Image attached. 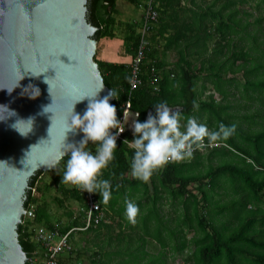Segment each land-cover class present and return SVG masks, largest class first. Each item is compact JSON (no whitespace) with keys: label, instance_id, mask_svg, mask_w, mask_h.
I'll return each mask as SVG.
<instances>
[{"label":"trees","instance_id":"trees-1","mask_svg":"<svg viewBox=\"0 0 264 264\" xmlns=\"http://www.w3.org/2000/svg\"><path fill=\"white\" fill-rule=\"evenodd\" d=\"M120 1L87 5L88 22L98 28L95 61L120 95L111 103L118 119L128 102L139 122L167 102L182 126L194 117L210 130L223 123L236 132L145 183L132 175L134 149L123 142L135 133L127 129L100 177L110 181L111 199L104 204L92 193L98 210L90 220L87 191L62 183L70 155L38 172L25 202L35 217L19 226L26 264H169L179 257L182 264H264V16L255 14L264 0H126L142 10L140 20L121 19ZM149 5L159 16L149 23L144 59L134 64ZM230 154L239 159L229 161ZM128 200L140 209L135 224L125 216ZM40 229L52 233L50 246L66 238L54 257Z\"/></svg>","mask_w":264,"mask_h":264},{"label":"water","instance_id":"water-1","mask_svg":"<svg viewBox=\"0 0 264 264\" xmlns=\"http://www.w3.org/2000/svg\"><path fill=\"white\" fill-rule=\"evenodd\" d=\"M87 5L88 0H0V105L17 114L0 121V264L28 262L19 226L27 213L30 182L70 155L62 154L61 137L73 108L82 116L90 102L77 101L101 87L97 99L113 91L95 61L98 28L88 22ZM30 84L40 89L35 99L24 91ZM44 106L51 112L40 115ZM29 117L35 120L27 136L11 127ZM138 117L133 111L127 116L128 130L134 132ZM84 135L69 131L65 143L78 146Z\"/></svg>","mask_w":264,"mask_h":264},{"label":"clouds","instance_id":"clouds-1","mask_svg":"<svg viewBox=\"0 0 264 264\" xmlns=\"http://www.w3.org/2000/svg\"><path fill=\"white\" fill-rule=\"evenodd\" d=\"M60 62L63 63L61 60ZM52 68L55 69V67ZM48 81L49 79L46 78L47 84H49ZM102 89L103 87L94 95L85 96L77 101L89 98L90 102L82 116L74 113V108L72 110L70 121H68L69 126L65 129L66 134L61 137L62 154L70 153L66 170L62 176V183L72 184L89 193H99L102 197L101 202L108 204L112 195L111 183L107 179H100V177L103 170L114 159L117 135L123 133L125 128L118 119L117 108L110 103L112 98H120L119 93L113 89L107 96L97 99ZM8 91L11 93L12 90ZM24 91L28 92L33 99L40 95V89L35 85H28ZM50 106H44L40 115L51 112ZM154 107L155 115L149 114L145 122L138 120L134 122L135 139L131 141L125 139L123 142L124 145L134 149V155L130 162L132 175L145 183L151 179L155 172L169 163L190 159L196 150L203 149L205 146H214L218 141L229 139L236 132L235 125L229 126L223 123L219 124L217 129L210 130L206 124L200 123L194 117H188L186 125L182 126L181 113L174 112L167 102H160ZM0 110L3 112V115H0V121L17 115L7 105H0ZM124 116L127 120L126 113ZM34 120V117H29L27 120L18 119L11 127L21 135L27 136L33 130ZM21 124L26 127V131L21 129ZM182 127L183 130H181ZM76 129L85 134L84 139L79 142L78 146L65 143L67 133ZM112 129H118L117 135L112 134ZM89 141L96 145L95 153L88 150ZM125 203L126 219L131 224H135L140 209L131 200Z\"/></svg>","mask_w":264,"mask_h":264},{"label":"built area","instance_id":"built-area-1","mask_svg":"<svg viewBox=\"0 0 264 264\" xmlns=\"http://www.w3.org/2000/svg\"><path fill=\"white\" fill-rule=\"evenodd\" d=\"M143 16L145 18L144 27L141 30V32L143 33V38H142V41L140 43V50L138 52V56L134 60V64H139V63H141L142 59H144V48H145V45H147L146 40H145L146 39L145 36H146L147 31L150 28L149 23H152L153 21H155L159 15H158L157 11H155L153 9V7L151 5H149V6H147V9L143 13ZM135 72H136V69L133 70V74ZM135 82H136V79L133 80L132 89H135L137 87ZM130 112H131V103L128 102L126 104V108H125V112H124V114L126 113V119H127V116L130 114ZM120 121L124 125L125 131H126L128 129L127 128L128 125H127V120H125L124 115ZM111 132L113 135H117L118 129H112ZM124 132L117 135V140H120L122 138ZM87 199H88V204L90 206V209H89V220H90V219H92V213L95 210H98V205L96 203H93L94 198H93L92 193L87 192ZM25 217L34 218L35 217V209L33 207L31 209H27V213H26ZM37 233H38V237L41 238L43 241H45L47 243V246L50 247L49 249L52 252V257H54L56 254L61 252V249L63 246H66V241H65L66 238H63V241L60 244H57L56 246H50V242L53 239L52 233L45 231V230H41V229L38 230ZM66 237H67V235H66ZM48 264H53V263L49 262Z\"/></svg>","mask_w":264,"mask_h":264},{"label":"rangeland","instance_id":"rangeland-1","mask_svg":"<svg viewBox=\"0 0 264 264\" xmlns=\"http://www.w3.org/2000/svg\"><path fill=\"white\" fill-rule=\"evenodd\" d=\"M119 5H120L121 11H122L121 19L127 20V19H130V18L131 19L132 18H135V19L140 20L141 15H142V10L141 9L140 10L136 9L135 6L131 5L126 0L120 1ZM255 14H256V17L264 16V5L263 4L260 6L258 12L255 11ZM251 20H253V18ZM259 39H260V41H262L264 39V34L263 35H260L259 36ZM115 54L116 53H112L111 56H113ZM241 76H242L241 74L238 75V77H240V78H241ZM241 80H242V78H241ZM87 147H88V150H90V146L88 145ZM228 159H229V161H233L234 162L235 160L239 159V157L236 156V155L230 154V156L228 157ZM214 164L216 165L217 164V161L216 162L214 161ZM226 200L227 199L223 200L222 202H224ZM124 204L125 203L123 202V205ZM165 208H166L165 210L168 211V208L169 207H165ZM192 236H193V233L190 234L189 238H191ZM81 237H83V235H80V234H75L74 235V239H76V240H79ZM84 238H85V236L83 237V239ZM151 247H153V246H151ZM83 250L85 251V249H83ZM136 251H137V254H138L139 252H143V249L142 248L139 249V250L137 249ZM86 256H87V254H86ZM84 259L85 260L82 261V263H80V264H91L88 259H86V258H84ZM168 263L169 264H182V257L176 258L175 261H174V263L171 261V258H168Z\"/></svg>","mask_w":264,"mask_h":264},{"label":"crops","instance_id":"crops-1","mask_svg":"<svg viewBox=\"0 0 264 264\" xmlns=\"http://www.w3.org/2000/svg\"><path fill=\"white\" fill-rule=\"evenodd\" d=\"M185 4V3H184ZM66 256H68V255H66Z\"/></svg>","mask_w":264,"mask_h":264},{"label":"bare ground","instance_id":"bare-ground-1","mask_svg":"<svg viewBox=\"0 0 264 264\" xmlns=\"http://www.w3.org/2000/svg\"><path fill=\"white\" fill-rule=\"evenodd\" d=\"M24 219V218H23ZM23 223V222H22Z\"/></svg>","mask_w":264,"mask_h":264}]
</instances>
